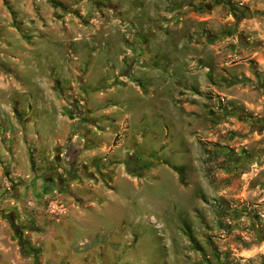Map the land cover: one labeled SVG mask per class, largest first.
Listing matches in <instances>:
<instances>
[{"label":"rangeland","instance_id":"obj_1","mask_svg":"<svg viewBox=\"0 0 264 264\" xmlns=\"http://www.w3.org/2000/svg\"><path fill=\"white\" fill-rule=\"evenodd\" d=\"M263 59L264 0H0V264H264Z\"/></svg>","mask_w":264,"mask_h":264},{"label":"crops","instance_id":"obj_2","mask_svg":"<svg viewBox=\"0 0 264 264\" xmlns=\"http://www.w3.org/2000/svg\"><path fill=\"white\" fill-rule=\"evenodd\" d=\"M262 65L261 68L264 70V59L261 61ZM2 85V82L0 80V87ZM16 123V119L13 118L12 113V106H6L3 108V112H0V157H3V154L11 155V152L18 151V155L23 150L22 146H18L15 142V130H12V124ZM6 136L8 138H6ZM13 136V138H12ZM9 149V151H8ZM11 151V152H10ZM64 152L61 153V158L64 156ZM16 157V154H15ZM4 158V157H3ZM62 160V159H61ZM14 162V161H13Z\"/></svg>","mask_w":264,"mask_h":264}]
</instances>
